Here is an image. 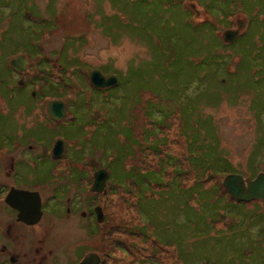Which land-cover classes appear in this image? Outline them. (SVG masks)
I'll use <instances>...</instances> for the list:
<instances>
[{
    "label": "rangeland",
    "instance_id": "374dc122",
    "mask_svg": "<svg viewBox=\"0 0 264 264\" xmlns=\"http://www.w3.org/2000/svg\"><path fill=\"white\" fill-rule=\"evenodd\" d=\"M238 21L244 23L239 37L223 43V31ZM215 53L225 56L222 66ZM20 55L30 57L26 77L32 66L43 70L54 60L69 68L68 80H78H71V96L89 92L68 108L66 125L45 118L44 147L63 130L70 162L84 169L88 156L104 168L109 162L105 195L85 191L84 181L74 194L80 210L85 195L95 197L104 222L90 231L77 216L74 228L64 218L58 232L50 221L49 247L79 246L80 253L98 255L99 264H264V216L243 214L241 205L232 210L225 201L210 207L208 195L222 185L226 165L245 179L264 172V0H0V99L8 130L18 116L39 115L40 98L58 96L32 77L26 87L17 85L7 62ZM92 69L115 75L116 85L87 87L83 73ZM89 111L107 119L95 131L86 128L96 120ZM146 120L158 140L155 152L145 143L155 144L143 135L151 132ZM37 162L46 168L52 161ZM121 162L125 171L155 174L152 183L164 185L160 195L140 201L135 182L120 179ZM208 166L217 174L202 173ZM84 169L75 167L73 177H86ZM263 202L256 204L264 211ZM217 205L231 218L217 215Z\"/></svg>",
    "mask_w": 264,
    "mask_h": 264
},
{
    "label": "flooded vegetation",
    "instance_id": "af4514ba",
    "mask_svg": "<svg viewBox=\"0 0 264 264\" xmlns=\"http://www.w3.org/2000/svg\"><path fill=\"white\" fill-rule=\"evenodd\" d=\"M187 5L189 9L192 7L188 3ZM184 11L187 12L185 9ZM227 29H235L234 23ZM23 56L27 61L30 58ZM10 68L15 74L17 85L25 87L30 83L29 77L38 80L35 78V72L37 68L41 69L36 66L29 68L34 69L32 73L28 72L27 80L25 76L27 65L20 71L12 66ZM93 70L96 69L83 73L84 80L88 82L87 87L91 88L94 87L91 85L89 74ZM101 90L105 91L106 88ZM32 96L36 98L34 92ZM76 97L71 101L55 96L42 97L38 105L41 113L31 118L26 116L30 119L18 116L17 120H12V129L9 130L6 122L2 120L7 107L0 99V264H72L94 253L93 251L80 253L79 246H74L71 248L72 252H69L70 248L65 243H54L49 247V241L46 240L53 230V226L49 225L50 221L54 226H58L65 218L71 220V225L68 227L74 228L77 224L73 223L72 218L77 216L88 230L96 229V214L93 211L96 206L95 197L90 194L85 195L83 204L86 210H80V204H77L80 201L74 196L80 192V184L83 181L85 191L88 187L91 188L93 174L101 168L100 161L98 160L99 164L95 167L90 165L92 159L86 161L88 168L85 169L78 163L70 162L66 157L67 144L60 138L63 137V130L62 132L58 129L54 131L57 133L51 137L49 145L44 147L45 142H43L46 137L44 133L47 130V126L43 123L45 118L47 117L56 126H62L64 123L66 125V120H71L68 108L76 101ZM50 100L65 102V113L62 118L55 119L49 116L47 103ZM95 110L96 108L93 111ZM89 114L94 113L89 111ZM87 124L86 128L90 127V124ZM94 128L95 126L92 125V129ZM57 143H62L63 153L56 157L53 155V149ZM42 158L52 161L49 167H40L42 163L39 164L37 161ZM75 167L79 170L84 169L86 177H73L72 170ZM92 192L96 194L95 191L92 190ZM252 201L259 202L258 200L250 202ZM61 228L59 225L58 232Z\"/></svg>",
    "mask_w": 264,
    "mask_h": 264
},
{
    "label": "trees",
    "instance_id": "16d2710c",
    "mask_svg": "<svg viewBox=\"0 0 264 264\" xmlns=\"http://www.w3.org/2000/svg\"><path fill=\"white\" fill-rule=\"evenodd\" d=\"M186 11L189 9V7L187 6V5H185V8H184ZM190 10V9H189ZM236 12H231V13H229L228 15H227V17L229 18L230 16H232V15H234ZM231 21V20H230ZM203 24H206V22H203ZM232 24V23H231ZM227 27H229V26H227ZM222 45H224V44H222ZM225 46V45H224ZM223 53H226L225 51L223 52ZM227 54V53H226ZM215 56H217V58H215V60L217 61V62H215L216 64H218V65H220V66H222V64H223V61H222V59H224V57L225 56H221V54L219 55V53H215L214 54ZM55 61L53 60V64L51 65H48V67L46 68V69H43V70H41V69H38L37 68V70H36V74H35V78L36 79H38V82L40 83V85H41V87L43 86H48V85H50L51 86V88H55L54 90H56L55 92L56 93H58V96H56V95H54V94H50V93H48V94H50V95H48V97H59V98H62V99H64V100H67V101H71V100H73V98L75 97V96H79L78 95V90L73 94V96H71V88L73 87V84H75L76 82H78V80L75 78V77H73L72 79H74L75 81H72V83H71V80H68L67 78H66V73H68L67 72V70H69V68H66V67H64L62 64L61 65H59V64H56L55 65V63H54ZM55 74L57 75V79L56 80H53L52 78H54V76H55ZM84 76V75H83ZM219 82V83H218ZM220 83H224L223 81H221L220 79H218V81H217V84H220ZM88 85V82H87V80L85 79V85ZM216 84V85H217ZM56 86V87H55ZM80 87H82L81 86V84H80ZM81 97H82V95H80ZM79 96V97H80ZM86 98H90V96H89V92H88V96L87 97H82V99H83V101H85L86 100ZM95 112V111H94ZM93 112V113H94ZM92 118L94 119H96V120H94V121H91V122H88V124H90V127H92V125H99V123H100V119L99 118H101V116L100 115H97V114H93V116H92ZM105 118V117H104ZM104 118L103 119H101V120H103L104 121ZM106 119V118H105ZM146 119V118H145ZM107 120V119H106ZM147 122H148V125H149V127H150V130H151V132H149L148 134L146 133V132H144L143 133V135L144 134H146L148 137H149V139L151 140V141H154V143H155V141L156 142H158V140H157V138H155V133L154 132H152L153 131V127H152V123H151V121H150V123H149V120H146ZM162 126V125H161ZM89 131H95L94 129H88ZM143 138H145L144 136H143ZM159 138V137H158ZM128 139V138H127ZM118 141V140H117ZM119 142V141H118ZM146 144H148L149 146H150V150H153L154 152L156 151V148H154L156 145H158V143H155V144H149V142H145ZM115 144H116V142H115ZM114 144V145H115ZM120 145H123V144H120ZM104 149H105V147H103ZM157 148L159 149V145L157 146ZM103 149V150H104ZM116 150V149H115ZM125 150H126V147H125ZM140 150V147L138 148V151ZM135 150H134V148H131L130 150H129V152H125L124 153V157L122 158V162L124 161V159H125V157H127L128 155L129 156H131V152H134ZM141 151V150H140ZM127 154V155H126ZM109 157H111V159L112 160H117V158H116V156L112 153V154H110V156ZM120 163V167H119V169H120V171H121V173H120V179H125V180H129V179H131L132 181H134L135 182V185H137V188H138V192H139V195H140V197H139V199H140V201L142 200V199H144V200H148V199H153L154 198V196L155 195H160V193H159V191L161 190V189H163L164 188V185H162L160 182L159 183H152V181H158L157 180V178L158 177H156V175L155 174H153V173H151V171H144V172H138V171H133V172H131V170H128V171H125L124 169H123V167L121 166V164H123V163ZM109 163V162H108ZM105 164V165H107V167L109 168V164ZM114 163H116V161L114 162ZM192 165L193 166H195L196 164L195 163H192ZM229 165H226V167H225V169L224 170H222V172H223V174H224V176L225 175H227V174H229V173H231V172H233V170H231V167H228ZM115 167H116V165H115ZM107 168V169H108ZM211 167L210 166H208V167H205V171H203L202 173H205L207 170H209ZM212 170H211V173L213 174V175H216L217 173H216V169L215 168H211ZM136 172H138V173H136ZM194 172H199V174L200 175H202V173H200V171H199V168H198V171L197 170H194ZM148 175H149V179L148 180H150L151 182H147L149 185H148V190H146V191H142V188H141V186H142V183L144 182V179L146 180V177H148ZM182 175V172H177L176 173V177H175V179L178 181L179 179H180V176ZM145 177V178H144ZM150 177H152V179H150ZM171 180H173V179H171ZM199 184H201V182L199 183ZM114 185H123V184H121L120 183V181H117V182H115L114 183ZM156 185V186H155ZM195 185V184H194ZM196 185H198V184H196ZM177 186H181L180 185V183L179 182H177ZM154 189H156V192H155V190ZM189 188H187V190H188ZM191 190V189H190ZM91 194H93V192H91ZM196 194H198V193H196ZM210 194V196H212L210 199H209V206L210 207H213V206H215L217 203H219V204H221L220 202H224V206H228V207H230V209H232V210H236L237 209V206L238 205H241L242 206V210H240L243 214L244 213H247L248 212V210H250V213L253 211V213H252V215L251 216H258V215H260V217H263L264 216V211L256 204V203H258V202H256V201H252V202H241V201H237L236 199H234L225 189H224V187L221 185V184H215V186L212 188H210L209 189V193H208V195ZM214 194H216L217 196H214ZM95 195H97V194H95ZM142 195V196H141ZM149 196H151V197H149ZM188 197H191V200H193V195H189ZM148 198V199H147ZM189 200L190 199H186L185 200V202L188 204V202H189ZM143 201V200H142ZM184 202V203H185ZM256 202V203H255ZM255 203V204H254ZM247 204H251L252 205V207L250 208V209H248L246 206H247ZM191 206V205H190ZM221 205H217L216 206V208H215V210L216 211H218V212H220V213H218L217 215H219V216H225V217H229V218H231V216L229 215V213L226 211V208L224 207V208H221L220 207ZM223 210V211H222ZM241 213V214H242ZM243 216V215H242ZM104 222V221H103ZM102 222V223H103ZM262 222V221H261ZM230 229V227L227 229V230H229ZM263 228H261V230L260 231H263L262 230ZM141 234H144V232H141ZM261 234V233H260ZM156 241H157V238H154ZM175 244H177V242H174ZM169 245V244H168Z\"/></svg>",
    "mask_w": 264,
    "mask_h": 264
},
{
    "label": "water",
    "instance_id": "95a60500",
    "mask_svg": "<svg viewBox=\"0 0 264 264\" xmlns=\"http://www.w3.org/2000/svg\"><path fill=\"white\" fill-rule=\"evenodd\" d=\"M244 23L238 21L236 23L235 29H226L222 33V40L225 43L233 42L240 31L242 30ZM28 61L24 56H18L12 59H9L8 64L14 69L20 71L24 70ZM90 82L93 87L96 88H107L113 85H116L118 79L114 75H109L105 77L99 70H93L89 74ZM48 114L49 116L60 119L65 113V103L63 101H49L47 103ZM58 144V145H57ZM53 149L54 156H60L63 153L62 143H57ZM91 166H98V162L93 160L90 163ZM108 172L101 168L94 172L93 182L91 185V190L95 192H100L105 195L107 193L106 188V179ZM223 187L229 192L231 196L240 201H251V200H264V172L260 171L253 179H245L242 175L239 174H228L222 180ZM96 220L98 223L103 220V212L100 206L95 207ZM99 257L96 254H89L85 256L82 261L72 264H99Z\"/></svg>",
    "mask_w": 264,
    "mask_h": 264
}]
</instances>
